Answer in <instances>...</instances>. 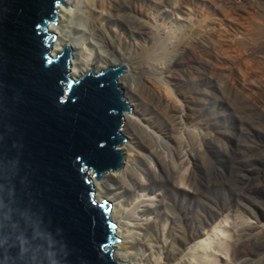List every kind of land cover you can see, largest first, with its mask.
Masks as SVG:
<instances>
[{
	"label": "water",
	"instance_id": "water-1",
	"mask_svg": "<svg viewBox=\"0 0 264 264\" xmlns=\"http://www.w3.org/2000/svg\"><path fill=\"white\" fill-rule=\"evenodd\" d=\"M64 4L0 0V264H127L92 180L123 164L125 65L71 77L48 31Z\"/></svg>",
	"mask_w": 264,
	"mask_h": 264
},
{
	"label": "bare ground",
	"instance_id": "bare-ground-1",
	"mask_svg": "<svg viewBox=\"0 0 264 264\" xmlns=\"http://www.w3.org/2000/svg\"><path fill=\"white\" fill-rule=\"evenodd\" d=\"M219 1H226L230 8L237 9L238 15L248 6L243 0H212L211 3L217 6ZM64 3L65 7L56 6V19L48 31L57 35L51 48L53 54L59 53L65 44L71 47L70 76L76 78L89 70L99 71L118 63L127 67V72L121 74L118 83L130 106L128 113L124 112L127 118L120 128L126 138L119 146L124 154L123 164L116 170L106 171L98 182L91 176L93 197L97 201L106 199L112 203L109 217L115 224L113 238L120 239L122 244L118 246L126 250H115L112 246L113 259L127 264H235L230 242L225 238L228 224L226 215L212 222L213 225L203 227L202 224L201 181L197 179L199 171L194 152L202 151L209 142L204 141L213 138L211 135L215 125H210V118L207 119V132L198 130L196 135L199 140L187 142L192 138L191 126L196 125L190 115L198 106L192 105V100L195 91H201L203 84L199 82L200 75H192L191 79L194 78L197 86L191 87L181 75L184 71L181 65L185 70L196 69L191 61L184 59V54L194 51L192 49L198 51L205 44L209 45V40L203 37L205 35L200 30L203 26H214V16L209 14L207 18L201 21L196 19L192 23V19H188L191 4L188 0H181V14H175V25L170 27L161 13H158L159 6L166 5L165 0H65ZM76 11L80 13L76 16L80 21L77 18V21L68 20L67 17L70 18ZM192 17L195 18L194 15ZM187 20L192 23L189 32L187 28L183 29ZM71 33H95V41L92 40V48H88L85 61L83 55L74 58L73 51L76 49L72 48L76 38ZM85 41L79 42L78 38L82 50H86ZM125 44L127 49L122 52ZM116 46L123 56L116 60L118 63L110 60L97 64L94 61L88 62L92 52H114ZM221 54L218 42L214 39L210 77L215 87L220 65L230 78L238 76L234 63L227 62V58ZM186 138L189 139L185 141ZM190 175L194 180L188 178ZM114 181H117L123 194L128 196L122 205L117 202L118 194L114 195L105 189L106 183ZM244 223L248 227L252 226L255 231H264V222L248 219ZM243 224H235V227L243 228ZM136 237H141L140 244L149 253L143 258L145 251L141 247L142 253L136 261H132L128 253L130 247H127L131 243H127L130 238Z\"/></svg>",
	"mask_w": 264,
	"mask_h": 264
},
{
	"label": "rangeland",
	"instance_id": "rangeland-1",
	"mask_svg": "<svg viewBox=\"0 0 264 264\" xmlns=\"http://www.w3.org/2000/svg\"><path fill=\"white\" fill-rule=\"evenodd\" d=\"M188 1L191 4L188 10V19L191 18L192 23L196 19L201 21L207 18L209 14H212L215 18L214 26L212 24V27L209 26L210 28L203 26V29L200 30V33L205 35L203 37L209 40L210 43H207L209 45L205 44L198 51L192 49L194 51L184 54L186 55L184 59L191 61L192 66H195L196 69L187 68L185 70L184 66L181 65V69L184 70L181 75L191 87L197 86L196 81H193L194 78L193 80L191 79L192 75H200L199 82L201 85L203 84L201 91H195V98L193 97L194 99L192 100V105L199 107L196 110L193 109L190 115V118L196 124L190 128V132H192L190 136L195 141L190 136L189 138L191 139L186 138L185 141L188 139L187 142L198 141L197 131L205 130L204 132H207L206 129L207 127L209 128L207 119L210 118V125L212 123L215 125L213 135L216 134V136L211 135L213 138L204 141L209 142L205 144L202 151L194 152L195 163L198 165L197 170L199 171L197 179L199 178L201 181L203 200V206L201 207L202 224L203 227L213 225L216 220L218 221L226 215L228 224L226 226L227 232H225L227 237L225 238L230 242L234 263L264 264V231H255L252 226L248 227L244 223L248 219L264 222V0H243L248 6L240 15H238V10L230 8L226 1H219L217 6L211 3L212 0ZM221 2L223 3L221 4ZM165 4L164 7L159 6L158 13L160 12L166 19L168 26L171 25L170 27H173L172 25H175L173 17L175 14H181V0H165ZM63 7H65V4ZM76 14L71 16L73 18L67 17V19L75 21L76 16L80 13ZM193 15L195 18L192 17ZM191 21L187 20L183 24L184 30L188 29V32L191 30ZM111 33V30H109V34ZM206 33H209V35ZM71 34L77 39H75L76 43L74 42L75 46L72 48V50L76 49V51H73L74 58L76 59L78 55H83L84 57L82 58L85 61L87 58L86 52L92 48V40L95 41V33H92L94 35ZM78 38L79 42L87 40V42L85 41L86 45H84L86 50L81 49L82 46L79 44ZM212 39L218 42L222 54L228 60L227 62L234 63L238 72V76L232 79L226 74L223 66L220 65L217 71L219 77L218 86L216 85V87L210 77L212 70ZM122 48L121 51L125 52L127 45L125 44V47L122 46ZM121 51L116 46L114 52L112 50L109 52L106 50V52L100 54L92 52L91 56L89 55L90 60L88 62L94 61L93 63L97 64L100 61L110 60L113 61L112 63H118L116 60L123 57ZM92 66L95 67V65ZM197 71L198 73H196ZM126 72L127 67L124 74ZM211 108L213 111H211ZM198 110L202 112H198ZM208 114L211 116L209 115L208 117ZM211 118L213 119L211 120ZM200 125L203 128L205 125L207 127L201 129ZM195 129L196 132H194ZM137 139L138 137L136 136L135 140ZM190 177H192L191 175L188 178L192 180L193 178ZM107 187L109 188L107 189ZM105 189L114 193V195H119L117 202L120 205L124 204L125 199L128 197L123 194L117 181L106 183ZM189 217L190 213L186 218L189 219ZM212 222L214 223L212 224ZM241 222L242 224L244 223L243 228H236L235 224ZM155 226L157 228V225ZM156 228L152 227L151 229L155 231ZM251 230L255 233H251ZM140 239L136 237L128 240L127 244L131 243L127 246L131 248H129L130 252L128 253L132 261H136L140 253H142L141 247L145 251L143 258L149 253L145 246L140 244L142 242ZM115 240L113 241L114 249L121 248V250L126 251L118 246L122 244L121 240L117 238Z\"/></svg>",
	"mask_w": 264,
	"mask_h": 264
}]
</instances>
